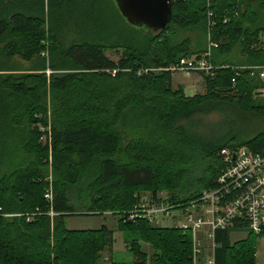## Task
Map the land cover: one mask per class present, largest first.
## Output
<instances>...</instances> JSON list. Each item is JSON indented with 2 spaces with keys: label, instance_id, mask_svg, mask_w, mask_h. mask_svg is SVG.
Masks as SVG:
<instances>
[{
  "label": "trees",
  "instance_id": "obj_1",
  "mask_svg": "<svg viewBox=\"0 0 264 264\" xmlns=\"http://www.w3.org/2000/svg\"><path fill=\"white\" fill-rule=\"evenodd\" d=\"M261 36L264 0H176L157 33L129 25L113 0H0V264H98L113 230H69L66 219L107 214L138 235L126 242L133 264H191L189 233L129 216L143 193L199 198L222 173L224 149L264 150V81L244 69L264 65ZM208 37L217 69L200 74L205 93L145 72L200 56ZM231 233L216 232L215 262L257 264L256 238Z\"/></svg>",
  "mask_w": 264,
  "mask_h": 264
},
{
  "label": "built area",
  "instance_id": "obj_2",
  "mask_svg": "<svg viewBox=\"0 0 264 264\" xmlns=\"http://www.w3.org/2000/svg\"><path fill=\"white\" fill-rule=\"evenodd\" d=\"M173 3L176 0H172ZM264 40V36H261ZM209 39L206 52L200 56L181 58L167 68L149 69L153 72H170L214 76L217 69L210 62L212 49L218 45ZM46 55V53L44 54ZM47 56V55H46ZM252 77L264 81V65L244 67ZM50 71L47 74L50 75ZM116 71L112 72L115 75ZM264 98V88L257 91ZM224 169L214 187L206 189L188 205L175 204L166 192L156 195L143 193L129 220L146 219L155 224L160 219L172 220L176 228L192 238L191 264H217L215 237L219 230L251 234L264 240V150L253 152L248 148L222 150ZM45 199L52 202L51 189ZM56 214L50 213L53 218ZM109 215V214H107Z\"/></svg>",
  "mask_w": 264,
  "mask_h": 264
},
{
  "label": "rangeland",
  "instance_id": "obj_3",
  "mask_svg": "<svg viewBox=\"0 0 264 264\" xmlns=\"http://www.w3.org/2000/svg\"><path fill=\"white\" fill-rule=\"evenodd\" d=\"M68 35L71 41H82L83 37L78 36L76 32H71ZM187 35L180 34L179 40H182ZM188 37L191 38L194 42L199 40L198 33L188 34ZM106 55L113 59L114 61H118L121 52L115 51H107ZM29 66V64H25V67ZM199 81H203L201 75L193 74L185 75L182 73H177L173 75V85L177 87L179 85L183 86L187 95H195L198 93H205L202 89H198V87H193V83L196 84ZM199 90V91H198ZM238 117V116H237ZM240 119V117H238ZM236 125L239 123L238 121L233 120ZM245 125L248 128H252L257 126V120L252 117H247L245 120ZM202 131V130H201ZM202 166L201 163L196 162L192 166V170L190 173V177L188 180L192 182L195 177L198 176L199 171L201 170ZM118 216H111V215H103V216H87V215H75L70 216L66 219V228L69 230H95L101 228L103 225L107 226L109 229L113 230V237H114V246L113 251H106L102 254L101 259L98 261V264H133L134 257L131 252L126 247V242H131L132 240L138 239V235L133 234L131 232H121L118 230ZM154 225L171 228L175 226V222L172 220H162L160 219ZM246 237V235H236L233 236L232 240L239 241ZM256 238V259L257 264H264V240ZM141 248L144 252L149 255H152L153 251L150 245L140 242ZM111 259V260H110Z\"/></svg>",
  "mask_w": 264,
  "mask_h": 264
},
{
  "label": "water",
  "instance_id": "obj_4",
  "mask_svg": "<svg viewBox=\"0 0 264 264\" xmlns=\"http://www.w3.org/2000/svg\"><path fill=\"white\" fill-rule=\"evenodd\" d=\"M126 22L134 28L166 31L172 21V0H113Z\"/></svg>",
  "mask_w": 264,
  "mask_h": 264
},
{
  "label": "crops",
  "instance_id": "obj_5",
  "mask_svg": "<svg viewBox=\"0 0 264 264\" xmlns=\"http://www.w3.org/2000/svg\"><path fill=\"white\" fill-rule=\"evenodd\" d=\"M192 76V75H191ZM174 86V85H173ZM179 86H181V85H179ZM194 88L195 87H198V89H202L203 91H204V89H205V83H204V80L203 81H199V82H197L196 84H194L193 83V85H192ZM206 90V89H205ZM184 91H185V89H184ZM199 91V90H198ZM185 94H186V92H185ZM198 94H203V93H198ZM187 95V94H186ZM196 95V94H195ZM187 96H192V95H187ZM194 96V95H193ZM236 235H246V237L244 238V239H246L247 237H248V234L247 233H241V232H232L231 234H230V239H231V241L232 242H237V241H234V240H232V238H233V236H236ZM244 239H242V240H244ZM239 241H241V240H239Z\"/></svg>",
  "mask_w": 264,
  "mask_h": 264
}]
</instances>
